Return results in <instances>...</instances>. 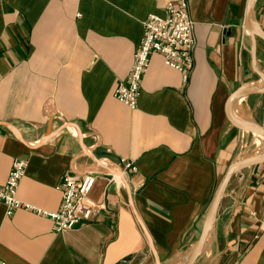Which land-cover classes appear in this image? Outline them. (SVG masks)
<instances>
[{
  "label": "crops",
  "instance_id": "1",
  "mask_svg": "<svg viewBox=\"0 0 264 264\" xmlns=\"http://www.w3.org/2000/svg\"><path fill=\"white\" fill-rule=\"evenodd\" d=\"M181 0L0 2V187L14 161H28L18 197L61 208L68 176L98 174L93 221L56 232L0 201V261L6 264H172L193 253L233 163L264 152L262 136L237 128L226 104L264 82V38L245 28L248 0H187L196 23L187 81L153 54L136 109L114 97L126 82L150 15ZM264 31V0L254 7ZM264 127V95L234 102ZM136 171L124 173V164ZM112 177L121 183H112ZM195 264H264V163L237 171Z\"/></svg>",
  "mask_w": 264,
  "mask_h": 264
},
{
  "label": "built area",
  "instance_id": "2",
  "mask_svg": "<svg viewBox=\"0 0 264 264\" xmlns=\"http://www.w3.org/2000/svg\"><path fill=\"white\" fill-rule=\"evenodd\" d=\"M5 0H0V2ZM166 16L150 15L144 23V34L134 56L133 67L126 82L119 83L114 97L131 109L139 103L143 78L150 66L153 54L163 56L165 64L179 71L187 81L194 70L197 49L196 23L192 19L187 0L169 3L165 8ZM124 164V173L136 171L132 163ZM28 161L17 159L8 175L6 184L0 187V201L7 208V215H13L19 209H26L50 218L54 230L62 232L72 230L79 225L93 221L95 204L89 196L98 174L89 173L82 179L68 176L60 186L63 193L61 208L50 212L25 203L18 197L20 183L26 175ZM112 183L120 184V179L112 177ZM0 264H6L0 261Z\"/></svg>",
  "mask_w": 264,
  "mask_h": 264
},
{
  "label": "water",
  "instance_id": "3",
  "mask_svg": "<svg viewBox=\"0 0 264 264\" xmlns=\"http://www.w3.org/2000/svg\"><path fill=\"white\" fill-rule=\"evenodd\" d=\"M258 0H248L247 5V13H246V22H245V28L247 32L249 33L251 39H252V55L253 60L256 58V38L257 37H263L264 38V31L260 28V26L257 24L255 18H254V7ZM254 71L256 74L260 77V79L264 82V74L261 71H258L256 67L254 66ZM261 94L264 95V87L259 88L251 83H246L243 85L240 89H238L234 94L230 96V98L227 101L226 104V113L231 121L232 124H234L237 128L247 131L249 133L257 134V135H263L264 136V127L261 125H258L256 123H250L242 121L234 112V102L239 97L245 96V95H256ZM264 163V152L255 157V158H243L240 161L233 163L227 174L225 175L215 197L212 202L211 208H210V214L208 217V220L204 226V229L202 231L201 237L191 254V256L188 258L185 264H195L198 258L201 256L207 240L208 236L214 226L218 209L220 207V203L224 197V194L226 192L227 186L232 178V176L239 170L245 169L247 167H252L256 165H260ZM144 260L143 254H138L129 264H142Z\"/></svg>",
  "mask_w": 264,
  "mask_h": 264
},
{
  "label": "bare ground",
  "instance_id": "4",
  "mask_svg": "<svg viewBox=\"0 0 264 264\" xmlns=\"http://www.w3.org/2000/svg\"><path fill=\"white\" fill-rule=\"evenodd\" d=\"M261 136H262L263 141H264V136H263V135H261ZM259 137H260V135H259ZM187 260H188V259H186V260H184V261H181V262H182L183 264H185Z\"/></svg>",
  "mask_w": 264,
  "mask_h": 264
},
{
  "label": "rangeland",
  "instance_id": "5",
  "mask_svg": "<svg viewBox=\"0 0 264 264\" xmlns=\"http://www.w3.org/2000/svg\"><path fill=\"white\" fill-rule=\"evenodd\" d=\"M172 264H179V263H172Z\"/></svg>",
  "mask_w": 264,
  "mask_h": 264
}]
</instances>
